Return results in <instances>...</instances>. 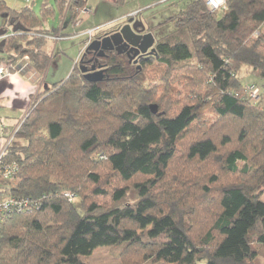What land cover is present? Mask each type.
Returning a JSON list of instances; mask_svg holds the SVG:
<instances>
[{"label": "trees", "instance_id": "1", "mask_svg": "<svg viewBox=\"0 0 264 264\" xmlns=\"http://www.w3.org/2000/svg\"><path fill=\"white\" fill-rule=\"evenodd\" d=\"M88 2L59 8L75 25ZM0 9V60L28 56L46 75L39 35L53 33L30 7ZM12 20L26 31L8 35ZM170 22L155 70L111 57L90 83L75 64L37 97L25 145L5 155L17 170L0 202L28 207L0 215V264H90L114 247L124 264H264V90L254 102L240 78L246 68L264 81V0L214 13L196 0Z\"/></svg>", "mask_w": 264, "mask_h": 264}, {"label": "rangeland", "instance_id": "2", "mask_svg": "<svg viewBox=\"0 0 264 264\" xmlns=\"http://www.w3.org/2000/svg\"><path fill=\"white\" fill-rule=\"evenodd\" d=\"M0 1L4 2L5 6L11 11L18 12L24 8L30 7L41 21L42 27L40 30L53 33L50 34L51 36L39 35V37H45L44 39L47 40L45 51L51 58L46 75H41L36 72L32 67L31 59L28 56L21 57L17 54L15 59L11 62L2 61V63H10L9 68L11 69L10 71L12 74L18 71L22 75L29 77L32 81H35L31 82L36 84V96L24 117L18 119L13 129L9 131L2 126L1 131L4 134L3 137L5 140H8V137L13 133L14 129L18 128V124L25 122V119L35 104V101H38L37 97L39 95L54 89L52 85L66 80L74 69L75 64L77 65L79 74H81L79 70L80 61L85 57L86 50L91 45L87 46L89 37L87 33L89 31H93L91 38L94 40V38L99 35L132 23L133 25H142V27L147 30L152 29V31H154V36L157 39H160L173 32L174 26L170 22V19L183 13L189 4L196 0H126L123 3L117 2L118 0H89L87 6L89 13L83 14L82 11L84 10L79 12L75 25L71 24L68 17H64L61 14L59 8L60 2H69V0H33L30 4L24 3L20 0ZM45 7L50 10L49 14H44L43 11ZM3 12L4 11L0 9V29L2 28ZM221 15L222 14H219V16ZM129 19H131V21H129ZM8 30L7 27V31ZM12 34L17 33H13L9 30L8 35ZM80 54H82L81 57H84H80V60L78 61ZM2 57H6V55L0 53V58ZM155 60V58H151L152 64L149 68L150 70L156 69L157 64L155 63ZM142 65L143 64L140 63L138 66L134 67L141 69ZM240 78L243 85L246 88L248 86L247 94L252 87L256 90L258 89L257 93H254L252 97L250 96V99L256 102L261 91L264 90V81L251 75L246 68L241 71ZM147 80L156 86L159 82V77L149 74ZM39 86L41 89L40 93L38 92ZM1 115H3V112L0 113V116ZM2 120L3 122L6 121L5 118ZM19 132L15 134L9 146H13L15 143L20 146L25 145V142L18 138ZM261 201L264 203V195L262 196ZM121 250L120 247L100 248L89 258V263L124 264L120 253Z\"/></svg>", "mask_w": 264, "mask_h": 264}, {"label": "flooded vegetation", "instance_id": "3", "mask_svg": "<svg viewBox=\"0 0 264 264\" xmlns=\"http://www.w3.org/2000/svg\"><path fill=\"white\" fill-rule=\"evenodd\" d=\"M132 19V18H131ZM131 19H129V21H131ZM129 25L132 27L133 29V33H129L127 32V37L129 38L130 42L132 44H136V48H133L132 46H124L123 48H121V51H125V53L123 54H118V50L117 47L114 46V43H111L109 41H105L102 44H96L95 48L97 49L96 51H91L89 52L84 58H82V60L80 61V68H84L87 70V73H92V68L95 67L96 71L98 70H106L105 67H107V63L109 58L111 57H120L123 60H127L128 63L132 66H138L140 63H143L147 60H150L151 58H155L156 55L155 53L151 54L152 50L155 49L157 47L158 44V40L155 36H154V31H152V29L147 30L144 29L143 27H141L140 25H133L132 23H129ZM135 26H137V28H134ZM8 29L11 30L12 32V26L10 24H8ZM121 28H117L113 31H110L108 33H104L102 35H99L97 37L94 38L93 41L96 40H104L108 37H111L112 35L120 32ZM149 34H152L153 37L155 38V44L154 46L146 53V54H142V53H138L139 49L138 46L141 44V39L140 37H144L147 36ZM118 41V39H117ZM0 42H2V39H0ZM138 45V46H137ZM131 49H133L131 51ZM83 61V64H81V62ZM80 73L81 75H85L82 73L81 69Z\"/></svg>", "mask_w": 264, "mask_h": 264}, {"label": "crops", "instance_id": "4", "mask_svg": "<svg viewBox=\"0 0 264 264\" xmlns=\"http://www.w3.org/2000/svg\"><path fill=\"white\" fill-rule=\"evenodd\" d=\"M31 81L21 73H13L0 81V113L3 112L0 116V147L5 141L2 126L8 131L13 129L16 121L28 112L36 96V84ZM38 92H41L40 86ZM4 118L5 122L2 120Z\"/></svg>", "mask_w": 264, "mask_h": 264}, {"label": "built area", "instance_id": "5", "mask_svg": "<svg viewBox=\"0 0 264 264\" xmlns=\"http://www.w3.org/2000/svg\"><path fill=\"white\" fill-rule=\"evenodd\" d=\"M20 1L30 4L33 0H20ZM226 2L227 0H205L206 7L210 12H219V11L224 10L226 8ZM82 13L83 14L89 13V10H87L86 8L84 9V11H82ZM87 34L89 35L88 42H87V46H88L91 44L93 40L91 38L93 31H89ZM80 57L78 58V61L80 60ZM9 67H10V63L9 64L8 62L2 63V61L0 60V81L9 77L12 74V72L10 71L11 69ZM16 73H19V72L17 71ZM248 92H249L248 93L249 97L250 96L252 97L254 93L258 92V89L256 90L254 89V87H252V89H249ZM22 124L20 123L18 124L17 126L18 128L14 129L13 133H11L10 136L8 137V140H5V142H3L2 146L0 147V181L8 180L10 176L13 174V172L17 170L16 164H5L4 162H5V155L7 154V151L10 148L9 145L11 141L13 140L15 134L19 132ZM67 196L69 197L70 201L72 202L75 201V198L73 196L71 195H67ZM27 207H28V202L17 201L15 199L9 198V199H6L5 201L0 202V215L3 214L4 212H9L13 209L16 210L17 212H22L23 209Z\"/></svg>", "mask_w": 264, "mask_h": 264}, {"label": "water", "instance_id": "6", "mask_svg": "<svg viewBox=\"0 0 264 264\" xmlns=\"http://www.w3.org/2000/svg\"><path fill=\"white\" fill-rule=\"evenodd\" d=\"M7 24L6 21L3 22L2 26L5 27ZM12 26V32L13 33H18V32H25V28L23 26H21L20 24H15L14 21H10L9 23ZM142 27V25H140ZM2 29L0 30V38L5 37L6 35V31ZM134 28H137V26H135ZM127 32L129 33H133V29L130 25H126L124 26L120 32L112 35L111 37H108L104 40H96L93 41L91 43V45L88 47V49L86 50V55L91 52V51H96L97 49L95 48L96 44H102L105 41H109L111 43H114V46L117 47V52L118 54H123L125 53V51H121V48H123L124 46H132L133 48H136V44H132L129 40V38L127 37ZM118 39V41H117ZM141 44L138 46V53H142V54H146L155 44V38L153 37L152 34H149L147 36L144 37H140ZM4 46V39L2 40V42L0 43V49L3 48ZM133 49H131L132 51ZM156 50L153 49L151 54L155 53ZM85 55V56H86ZM81 64H83V61L81 62ZM82 73L85 74L84 77L87 81H89L90 83H100L103 81V76H104V71H97L96 72V68L93 67L92 71L93 73H87V70L84 68H80Z\"/></svg>", "mask_w": 264, "mask_h": 264}]
</instances>
